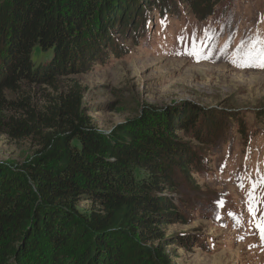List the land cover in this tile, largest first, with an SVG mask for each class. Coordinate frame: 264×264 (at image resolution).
Returning <instances> with one entry per match:
<instances>
[{"label": "trees", "instance_id": "1", "mask_svg": "<svg viewBox=\"0 0 264 264\" xmlns=\"http://www.w3.org/2000/svg\"><path fill=\"white\" fill-rule=\"evenodd\" d=\"M163 1L0 0V97L22 80L52 84L76 72ZM185 3L202 19L212 14L210 0ZM37 52L48 58L34 61ZM83 100L78 87L43 116L1 121L9 137L37 138L40 149L0 169V264H171L164 230L181 214L169 169L185 171L190 151L177 132L199 129L203 110L150 106L103 131Z\"/></svg>", "mask_w": 264, "mask_h": 264}, {"label": "rangeland", "instance_id": "2", "mask_svg": "<svg viewBox=\"0 0 264 264\" xmlns=\"http://www.w3.org/2000/svg\"><path fill=\"white\" fill-rule=\"evenodd\" d=\"M210 3L205 19L185 0L150 4L134 20L133 32L115 33L106 54L76 72L57 75L52 84L22 80L16 90L6 89L0 123L29 110L43 116L78 87L86 115L103 131L150 106L193 102L203 120L199 129L177 132L190 152L181 162L185 171L179 164L169 169L181 218L165 226L166 253L171 264H264V239L248 204L252 181L264 177V67L233 62L244 59L251 40L264 37V0ZM47 58L37 52L33 60ZM5 129L0 126V169L22 164L40 149L37 138L12 139ZM256 195L264 197V187ZM90 205L79 203L83 210ZM262 215L264 200L256 219Z\"/></svg>", "mask_w": 264, "mask_h": 264}, {"label": "snow or ice", "instance_id": "3", "mask_svg": "<svg viewBox=\"0 0 264 264\" xmlns=\"http://www.w3.org/2000/svg\"><path fill=\"white\" fill-rule=\"evenodd\" d=\"M193 55L197 53L193 52ZM234 63L237 66L250 67L258 66L264 67V37H256L250 41L249 48L244 53V59H234ZM260 187H264V177H261L259 183L257 181H252V188L248 193V204L249 211L252 213L255 220L256 226L261 231V239H264V215L256 219L257 205L264 200V197L257 196V190Z\"/></svg>", "mask_w": 264, "mask_h": 264}]
</instances>
